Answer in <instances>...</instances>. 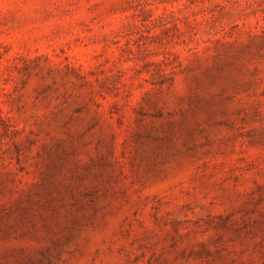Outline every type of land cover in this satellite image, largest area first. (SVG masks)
I'll return each mask as SVG.
<instances>
[{"label":"rangeland","instance_id":"rangeland-1","mask_svg":"<svg viewBox=\"0 0 264 264\" xmlns=\"http://www.w3.org/2000/svg\"><path fill=\"white\" fill-rule=\"evenodd\" d=\"M0 264H264V0H0Z\"/></svg>","mask_w":264,"mask_h":264}]
</instances>
